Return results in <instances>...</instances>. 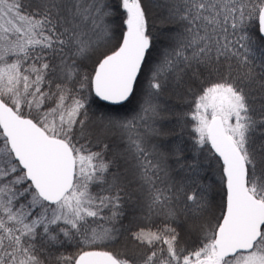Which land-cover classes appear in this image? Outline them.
<instances>
[{
  "label": "snow or ice",
  "instance_id": "snow-or-ice-1",
  "mask_svg": "<svg viewBox=\"0 0 264 264\" xmlns=\"http://www.w3.org/2000/svg\"><path fill=\"white\" fill-rule=\"evenodd\" d=\"M0 264H264V0H0Z\"/></svg>",
  "mask_w": 264,
  "mask_h": 264
},
{
  "label": "trees",
  "instance_id": "trees-1",
  "mask_svg": "<svg viewBox=\"0 0 264 264\" xmlns=\"http://www.w3.org/2000/svg\"><path fill=\"white\" fill-rule=\"evenodd\" d=\"M135 104V101L132 102V105H129L128 107L131 108L133 105ZM176 107H180V102H177L176 104H174ZM125 111H127V109H125ZM219 197H217V201H218ZM119 249V246H118ZM135 254V250H132L131 248H129L128 250V255L132 256Z\"/></svg>",
  "mask_w": 264,
  "mask_h": 264
},
{
  "label": "rangeland",
  "instance_id": "rangeland-1",
  "mask_svg": "<svg viewBox=\"0 0 264 264\" xmlns=\"http://www.w3.org/2000/svg\"><path fill=\"white\" fill-rule=\"evenodd\" d=\"M171 103L174 105V104L177 103V101L173 99V100L171 101Z\"/></svg>",
  "mask_w": 264,
  "mask_h": 264
}]
</instances>
